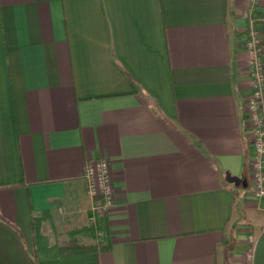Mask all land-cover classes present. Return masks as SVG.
Returning a JSON list of instances; mask_svg holds the SVG:
<instances>
[{"label": "crops", "instance_id": "obj_1", "mask_svg": "<svg viewBox=\"0 0 264 264\" xmlns=\"http://www.w3.org/2000/svg\"><path fill=\"white\" fill-rule=\"evenodd\" d=\"M251 20L264 42V0H0V264H264Z\"/></svg>", "mask_w": 264, "mask_h": 264}, {"label": "built area", "instance_id": "obj_2", "mask_svg": "<svg viewBox=\"0 0 264 264\" xmlns=\"http://www.w3.org/2000/svg\"><path fill=\"white\" fill-rule=\"evenodd\" d=\"M249 32L242 38L248 54L249 74L253 91L244 98L246 113L244 124L249 130V140L253 147L250 159L253 189L259 196H264V43L257 34L254 20H251ZM88 191L95 199V213L109 210L114 205V185L111 176V164L108 159L89 162L85 173ZM102 235L103 231L98 230ZM250 249L247 263L251 264Z\"/></svg>", "mask_w": 264, "mask_h": 264}, {"label": "water", "instance_id": "obj_3", "mask_svg": "<svg viewBox=\"0 0 264 264\" xmlns=\"http://www.w3.org/2000/svg\"><path fill=\"white\" fill-rule=\"evenodd\" d=\"M227 179L230 182L235 183L236 185H242L244 187H247L249 184V181L247 179V177H241V176H237V175H232L230 173H227Z\"/></svg>", "mask_w": 264, "mask_h": 264}, {"label": "rangeland", "instance_id": "obj_4", "mask_svg": "<svg viewBox=\"0 0 264 264\" xmlns=\"http://www.w3.org/2000/svg\"><path fill=\"white\" fill-rule=\"evenodd\" d=\"M255 28H256V27H255ZM248 30H249V28H248ZM248 30H247L246 32H249ZM246 32H245V33H246ZM257 34H258V36H259L260 39H261V36L259 35V33H257ZM261 40H263V39H261ZM262 42H263V41H262ZM263 43H264V42H263ZM105 212L107 213L108 210H105ZM98 230H99V229H98V227L96 226V227H94V231H93V232H94V234H95L98 238H102L104 233H103L102 235H99V234H98ZM251 243H252V242L250 241L249 248H248V250H247V251H248V252H247V257H248L249 252H250Z\"/></svg>", "mask_w": 264, "mask_h": 264}]
</instances>
